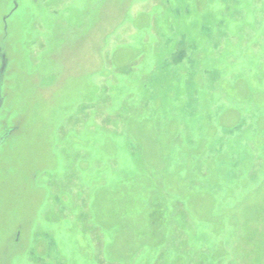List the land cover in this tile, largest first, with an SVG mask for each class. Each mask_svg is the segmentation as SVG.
Instances as JSON below:
<instances>
[{"label": "rangeland", "instance_id": "374dc122", "mask_svg": "<svg viewBox=\"0 0 264 264\" xmlns=\"http://www.w3.org/2000/svg\"><path fill=\"white\" fill-rule=\"evenodd\" d=\"M0 53V264H264V0H0Z\"/></svg>", "mask_w": 264, "mask_h": 264}, {"label": "flooded vegetation", "instance_id": "af4514ba", "mask_svg": "<svg viewBox=\"0 0 264 264\" xmlns=\"http://www.w3.org/2000/svg\"><path fill=\"white\" fill-rule=\"evenodd\" d=\"M0 61H1V65H2V61H4V62L6 63V59H5V57H4V55L1 54V53H0ZM3 75H4V73H3ZM3 75L0 74V84H1V81H2V77H3ZM0 91H1V85H0ZM0 95H1V94H0ZM0 99H1V96H0ZM2 103H3V101H2V99H1L0 107L2 106ZM8 134H9V131H7V130H5V131L2 133V135H1V137H0V146H1L2 143H3V138H5Z\"/></svg>", "mask_w": 264, "mask_h": 264}, {"label": "water", "instance_id": "95a60500", "mask_svg": "<svg viewBox=\"0 0 264 264\" xmlns=\"http://www.w3.org/2000/svg\"><path fill=\"white\" fill-rule=\"evenodd\" d=\"M5 68H6V63L4 61H2V65L0 67V74L1 75H3ZM0 104H1V99H0Z\"/></svg>", "mask_w": 264, "mask_h": 264}]
</instances>
